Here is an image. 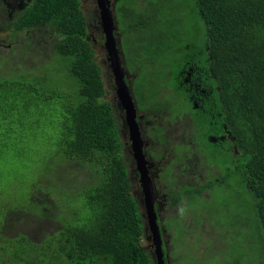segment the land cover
Instances as JSON below:
<instances>
[{
	"label": "trees",
	"instance_id": "obj_1",
	"mask_svg": "<svg viewBox=\"0 0 264 264\" xmlns=\"http://www.w3.org/2000/svg\"><path fill=\"white\" fill-rule=\"evenodd\" d=\"M17 1L24 4L9 11L4 17L7 24L0 27L51 33L54 54L64 63L67 76H60L57 85L46 86V77L39 76L42 72L16 78L0 74V155L22 161L25 167L31 156L26 150L25 159L19 157V150L28 146L19 126L28 123L45 131L48 125L38 123L45 106L58 116L48 126L56 137L36 167L23 202L26 206L13 207L16 215L0 207V264H155L154 255L142 244L147 232L144 215L130 192L127 168L120 159L117 104L104 98L102 72L94 60L80 0ZM112 6L117 46L137 62L122 66L124 73L125 69L134 72L126 81L134 85L139 107L144 99L152 100L154 107L149 109L157 113L173 100L180 112L191 117L194 134H208L222 122L232 130L229 150L219 141L208 140L204 153L212 163L234 166L232 178L238 189L230 209L239 217L233 215L221 224L217 214L211 221L210 197L202 195L209 190L215 195L217 184L225 191L218 195L227 194V176L184 191L183 209L193 210L188 219L199 225L204 216L209 232H216L214 241L222 247L207 252L213 235L205 238V260L247 264L249 259L251 264H264V0H194L196 15L188 16L189 21L161 10L163 25L147 16L154 8L143 0H113ZM175 6L185 9L186 0ZM199 21L203 27L195 23ZM185 24L194 31H183ZM195 31L202 32L200 43L195 41ZM175 40L178 54L169 58L170 64L158 63V54H164ZM10 52L5 57L0 54V70L14 54ZM160 68L164 70L159 78L148 76ZM161 81L167 82L171 92L166 104L156 100ZM199 121L204 130H199ZM5 137L12 138L13 156ZM166 193L178 194V190L169 187ZM177 198L180 201L182 196ZM244 212L253 215L243 216ZM26 215L44 226L34 231L17 227ZM185 220L171 217L167 221V232H173L174 239L186 229ZM52 223L56 230L42 231ZM248 229L250 233L241 232ZM6 232H34L33 236L43 232V237L34 241L24 233ZM217 232L223 236L233 232L230 250ZM257 239L261 247L252 252L249 244ZM172 245H162L164 264H187V256L177 255Z\"/></svg>",
	"mask_w": 264,
	"mask_h": 264
},
{
	"label": "rangeland",
	"instance_id": "obj_2",
	"mask_svg": "<svg viewBox=\"0 0 264 264\" xmlns=\"http://www.w3.org/2000/svg\"><path fill=\"white\" fill-rule=\"evenodd\" d=\"M179 0H143L144 4L147 2V7L154 8L152 12L148 13L147 16H151L154 18L155 23H159L161 25L164 24L163 17L160 14L161 10L165 12H171L175 16H182L185 21L188 20V16L194 14L196 15L195 11L193 10L194 0H186L187 6L185 9H179L175 6ZM113 0L110 2V6H112ZM17 0H0V25H6V20L4 17L8 14L9 11L13 10L16 7ZM120 6V1L116 3L114 6L115 12H119L118 7ZM123 6V4H122ZM80 7L83 11L86 24H87V32L90 36V42L94 49L95 57L94 60L97 61L100 70L102 72V79H103V86L105 88L104 98L110 99V101L115 102L117 104V110L119 115H117V125L118 130L120 133V138L122 141V151L120 153V159L125 164L128 172V180L130 182V192L135 193L138 197H140V187L138 184L137 172L134 161L132 159L130 145L127 138V130L124 123V115L123 111L119 105L117 97L115 95V87L113 83V77L110 72V68L108 66V62L106 60V54L103 47V35L100 29L99 19H98V11L96 7L95 0H80ZM113 11V6L111 7ZM156 12V13H155ZM113 16L114 11H113ZM190 23V22H189ZM198 23L200 26L203 27L202 21L195 22ZM183 31H194L192 30L187 24L182 26ZM114 31L117 33V25L115 24ZM195 41L200 43L203 38L202 32L195 31ZM117 42L118 41V33L116 35ZM54 38L51 36V33L44 32V30L40 33L39 30H28L26 32H12L10 27L5 26L4 28L0 27V54L3 53L4 57L9 55L11 52L14 51V54L10 59L7 60L6 66H1L0 74L1 76H11L13 78L19 76H29L32 77L34 74H40L39 76H45L46 81L44 84L46 86L50 85H57L60 79V76H67L65 65L59 59L57 54H54ZM172 46L166 50L164 54H158L157 61L158 63L164 61L170 64L169 58L173 55L178 54V41H173ZM120 57L122 60V65L125 63L126 67L131 66L133 64H137L136 61L132 60L128 57L126 53H123L121 48L119 47ZM122 53V54H121ZM123 56V58H122ZM2 59V58H1ZM3 60V59H2ZM124 60V61H123ZM4 63V62H2ZM124 66V65H123ZM164 68H160L157 73H151L148 76H153L152 78H159V72L163 71ZM134 74V72L125 69V77L127 80H130V77ZM131 83V82H130ZM130 86V84H129ZM135 91V87H133ZM166 91H163V90ZM169 87L163 83L162 86L159 88L158 92L160 93V99L162 102L171 95V92L168 91ZM146 101V100H145ZM144 101V102H145ZM174 102V101H173ZM138 103V100H137ZM144 103L143 105H146ZM43 115H41V120L38 121L41 124V121L48 126H52L50 123H55L58 120V116L55 109H48L45 106L43 109ZM171 111H178V106L176 103L173 104L171 107L167 105L166 108H163L160 113L151 114L150 118H147L146 113L138 112V119L139 123H141L140 127V137L143 144V150L145 154V159L147 164L151 170H156L159 166L162 167L166 161V154H164V146H158L154 144V141L150 138L148 132H154V128H157L159 125H166L167 120L172 119L173 115ZM179 113V111L177 112ZM148 120V124H143L142 120ZM172 123V127L174 128L178 125V120L174 119L170 120ZM183 123L187 126V132L191 130L190 121L185 116ZM45 129V131H40L42 128L40 126L33 127L32 125L25 123L24 127L19 126V129L22 134L27 136V144L28 146L25 148H21L19 150V157L20 159H25L23 152L26 150H30V159L25 167H22V161L20 162H13L6 154L0 155V207L4 206L8 212L16 215L17 212L13 210V207H24L26 206L23 202H25L28 198L27 192L32 179L36 175V167L41 164L43 159V154L49 148V142L56 137V133L51 130L50 127ZM199 130H204L205 126H203L200 121L198 122ZM170 131V129H169ZM155 132L156 129H155ZM167 138L169 144L178 145L181 142L179 140H172V135H169L166 131ZM189 135L187 134V137ZM6 140L11 145V154L14 155V147L12 143L11 137H5ZM194 138H198V134L194 135ZM197 142V139L195 140ZM182 146V145H181ZM158 152L162 155L158 158ZM152 153V154H151ZM227 168V169H226ZM29 169H33L32 171H28ZM40 169V168H39ZM220 173L224 176H227L226 183L229 185L228 192L225 195H218L223 194L225 191L220 184L215 185L214 189H218L215 195L211 193V191H203L202 195L204 197L209 198L211 200L210 205L213 203L215 208V214H210L211 221L217 219V214L221 219V224L228 218L239 217L237 213H232L231 207L235 203V198H233V193L235 190L238 189V185L236 181H233L232 173L234 170V166L229 163L228 165H219ZM82 172V171H81ZM164 172V170H163ZM151 179L153 178V174L149 173ZM203 178V173H198L194 179L187 177H183L182 180L179 179L178 183H194L197 180H201ZM233 181V185H232ZM37 186V185H36ZM233 189V190H232ZM157 194L160 195L159 190L162 192L164 189L162 187H158V189L154 188ZM44 191V190H43ZM232 195V196H231ZM244 200V196H241V201ZM217 201V202H216ZM212 207V205H211ZM159 212L161 214H165L162 216L161 220L164 224L170 216L164 211V207L161 205L159 207ZM168 212H172V209L169 208ZM249 214L253 215L251 212H244L243 216H248ZM167 215V218H166ZM15 219L12 218L8 224V226L14 221ZM186 221V220H185ZM187 221H190L187 219ZM186 221V226L188 222ZM44 225L40 226L39 223H35L30 216L26 215L23 217L21 222V226L18 225L19 228H27L30 231H34L37 227L41 228ZM57 229V226L52 223V226L48 228L47 226L42 229L43 232H53ZM163 229V228H162ZM247 229V228H246ZM210 225H204L203 228L194 229L188 227L186 230L182 232L181 235V246L177 248L176 254L178 253L181 255V252L187 256V264H212V262H208L206 260L201 261L203 257L204 249L208 246V243L205 239L208 236L215 235L216 232H209ZM234 230V229H233ZM43 232H40L36 236H33L34 232H6V235H11L13 233H24L28 235L32 240L38 241L43 237ZM244 232H251L250 229L241 231ZM235 233V232H234ZM163 234V243L166 248H170V232H162ZM213 235V239L211 240V248L209 253H212L214 250H221L222 247L214 241L216 238ZM217 235L223 238L226 244V250H230L232 248V240H233V232H228L224 236L220 232H217ZM225 237V238H224ZM177 240V239H176ZM175 240V241H176ZM254 244H249V250L255 252L259 249L260 243L259 241L254 240ZM143 244L145 246L150 247L151 241L150 239H144ZM148 250V249H147ZM150 252V251H149ZM151 253V252H150ZM201 261V262H200ZM199 262V263H198ZM156 264V260H155ZM221 264H229L227 261L224 263L221 261Z\"/></svg>",
	"mask_w": 264,
	"mask_h": 264
},
{
	"label": "flooded vegetation",
	"instance_id": "obj_3",
	"mask_svg": "<svg viewBox=\"0 0 264 264\" xmlns=\"http://www.w3.org/2000/svg\"><path fill=\"white\" fill-rule=\"evenodd\" d=\"M22 4H24V1H17L16 8L20 7ZM51 36L54 37L53 35ZM124 80H125L126 85L128 86V90L131 95V100L134 104V109H135L134 119H135L137 129L139 132V136H140L141 123H139L140 121L138 119V112L146 113L147 118H150L151 114H156L154 111L149 109L150 107H154V102L152 100L150 101L146 100L145 102H143L145 100L144 99L143 101H141V103L143 104L147 103V104L143 105L142 107H139L141 104L139 102L137 103V99L135 98V93L133 89L134 85L127 82L125 76H124ZM161 82L163 84V81ZM165 84L167 85V82H165ZM163 91H166V90L164 89ZM160 96H161L160 93H158V95L156 96L157 98L156 100L158 102L159 101L162 102L161 99L159 98ZM163 103L165 104L168 103L167 99ZM174 103L175 102H173V100H170V102L167 105H170L172 107ZM167 105H165L163 108H166ZM163 108H161V110ZM161 110H159L157 113H160ZM177 112L171 111V114L173 115V117L170 120H173V122H174V119L178 120V125H176L174 128L172 127L173 125L171 121L168 119L166 125L164 126L159 125L157 126V128L153 129L154 132H148L150 138L154 141V144L158 146H164V154H166L165 164L162 167L159 166L154 171L150 169L149 164H147L146 159H145V167H146L147 174L151 180V185L153 187V192L155 196L154 208H155L157 216L162 218V216L165 215V214L160 215V212H159V207L162 205L164 207L165 213H167L168 216H170V218L171 217L180 218V221H181V218L188 219L189 214L193 212L192 209H186V210L183 209V204L187 201V194L184 191L186 189L191 190V189H196L198 187L205 186L207 184H210L212 179L218 180L224 177V175L220 173L219 165L212 163L211 157H207L204 153V148L208 144V140L209 141L212 140L214 142L219 141L222 143V147L225 150H229L230 144L232 142V135H231L232 130L229 129L223 122L222 124L217 123L213 127H211L212 131L210 133L208 134L199 133L198 139L196 142L195 141L196 139L194 138V135H195L194 133L196 132V129H194V127L192 126L193 121L191 117L187 113L180 112V111L179 113ZM123 115H124V111H123ZM185 116L188 118V121H190V125L192 126L191 130H189L188 132L186 128L187 126L183 123ZM124 123H125L126 130H127L128 142L130 145L129 129L125 121V117H124ZM142 123L148 124V120L143 119ZM155 129L157 132H155ZM166 131L169 135L173 136L171 141L179 140L181 143L178 145H174V144L170 145L168 142ZM187 134L189 135L188 137H187ZM142 148H143V144H142ZM130 150H131V147H130ZM143 153H144V150H143ZM161 156L162 155L160 154V152H158V158ZM218 156H221V154L219 153ZM144 158H145V154H144ZM136 172H137L136 174L138 178V184L140 187V197H138L135 193H133V195L137 198L138 201H143V195L141 192V187H142L141 181L139 179V173L137 170ZM149 173L153 174L152 179ZM198 173H203V178L201 180H197L194 183H189V182H184L181 184L178 183L179 179L182 180L183 177H187V176L189 178V175L191 179H194ZM158 187H162L164 189L162 192L159 190L160 195L157 194L156 190L154 191V188L158 189ZM169 187L176 188L178 190V194L166 193V190ZM178 196H182L180 201H178V198H177ZM197 206H199V204L198 205L195 204V207ZM169 208L172 209L171 213L168 212ZM211 213L212 215L215 214V208H214L213 203L211 207ZM166 218H167V215H166ZM187 222H188V225L186 229L190 226L191 228L198 229V228L204 227L206 223V219L203 216L202 223L199 225L193 224L192 220L187 221ZM181 228L183 229V226H181ZM171 239H172V242L169 245L171 246L173 244L172 247L176 248L175 250H177V248L180 247V246L177 247V244L181 245V238L175 241L174 236L172 234ZM208 251H210L209 248L207 249V252Z\"/></svg>",
	"mask_w": 264,
	"mask_h": 264
},
{
	"label": "water",
	"instance_id": "obj_4",
	"mask_svg": "<svg viewBox=\"0 0 264 264\" xmlns=\"http://www.w3.org/2000/svg\"><path fill=\"white\" fill-rule=\"evenodd\" d=\"M95 1L98 11L100 29L104 37L103 47L106 54V60L113 77L115 95L117 97L119 105L124 111L125 121L129 129L131 154L136 165V170L139 173V179L141 181V192L143 195L145 215L154 245L156 264H164L162 259L163 254L160 247L161 241L156 224V213L154 211L155 196L146 172L142 141L139 136L137 125L134 119V104L131 100L128 86L126 85L124 80L125 73L122 66L119 48L117 46V39L114 31L115 21L111 11L110 0Z\"/></svg>",
	"mask_w": 264,
	"mask_h": 264
},
{
	"label": "clouds",
	"instance_id": "obj_5",
	"mask_svg": "<svg viewBox=\"0 0 264 264\" xmlns=\"http://www.w3.org/2000/svg\"><path fill=\"white\" fill-rule=\"evenodd\" d=\"M110 2H111V0H110ZM111 4H113V2L111 3ZM112 7V6H111ZM111 11H112V8H111ZM112 14H113V11H112ZM114 17V16H113ZM114 21H115V18H114ZM115 24H116V21H115ZM86 27H87V24H86ZM54 38V37H53ZM55 39V38H54ZM136 167V166H135ZM147 172V171H146ZM147 176H148V174H147ZM149 177V176H148ZM149 180H150V178H149ZM150 183H151V180H150ZM151 187H152V185H151ZM152 189H153V187H152ZM139 202V206H140V211L143 213V215H144V219H145V224H146V228H147V232H146V234H145V237H144V239H150V241H151V246L150 247H148V246H145L144 244H143V241H142V244H143V246L144 247H146L148 250H150L151 251V253L154 255V258H155V260H156V257H155V253H154V245H153V242H152V238H151V233H150V231H149V228H148V225H147V220H146V215H145V208H144V203H143V201H138ZM154 211H155V208H154ZM155 213H156V211H155ZM170 219V217L169 218H167V220H166V222L163 224L162 223V220H161V218L160 217H158L157 216V214H156V224H157V227H158V231H159V237H160V241H161V244H160V247H161V251H162V245H164V243H163V234H162V232H167V221ZM163 228V229H162ZM181 231H183V230H181ZM170 234L172 235L173 234V232H170ZM181 235H182V232H181ZM181 235H180V237L179 238H181ZM179 238H177V233H176V239L178 240ZM143 239V240H144ZM175 239V240H176ZM170 243L172 242V239H171V236H170ZM257 241H258V239H257ZM261 247V246H260ZM259 247V248H260ZM162 254H163V251H162ZM165 254V253H164ZM207 256H209V257H212V255L210 254V255H207ZM205 257L206 256H203L202 257V261H204L205 260ZM162 259H163V255H162ZM163 263H164V261H163ZM212 263H214V262H212ZM247 264H251V261L248 259V263Z\"/></svg>",
	"mask_w": 264,
	"mask_h": 264
}]
</instances>
